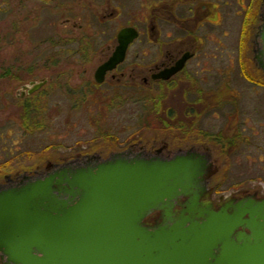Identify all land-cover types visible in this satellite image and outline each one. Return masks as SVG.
I'll return each mask as SVG.
<instances>
[{
    "label": "flooded vegetation",
    "instance_id": "1",
    "mask_svg": "<svg viewBox=\"0 0 264 264\" xmlns=\"http://www.w3.org/2000/svg\"><path fill=\"white\" fill-rule=\"evenodd\" d=\"M39 2L55 48L42 66L55 77L22 85L21 106L40 103L31 98L55 78L52 91L96 95L92 105L121 118L102 125L89 145L13 175L7 145L0 194L110 160L185 157L200 165L201 201L216 211L264 201V0ZM161 219L159 211L147 217ZM0 264H11L2 251Z\"/></svg>",
    "mask_w": 264,
    "mask_h": 264
},
{
    "label": "water",
    "instance_id": "2",
    "mask_svg": "<svg viewBox=\"0 0 264 264\" xmlns=\"http://www.w3.org/2000/svg\"><path fill=\"white\" fill-rule=\"evenodd\" d=\"M200 175L185 157L115 159L10 188L0 251L11 264H264V201L216 211L201 201ZM156 211L161 221L147 220Z\"/></svg>",
    "mask_w": 264,
    "mask_h": 264
},
{
    "label": "rangeland",
    "instance_id": "3",
    "mask_svg": "<svg viewBox=\"0 0 264 264\" xmlns=\"http://www.w3.org/2000/svg\"><path fill=\"white\" fill-rule=\"evenodd\" d=\"M39 5V0H0V164L6 159L8 150L4 149L8 145L10 175L89 145L102 125L121 118L118 110L109 113L106 108L98 110L92 105L91 97L96 95L52 91L56 85L53 78L52 86L31 98L40 103L30 107L36 109V120L28 121L26 126V109L16 98V92L31 80L51 76V71L42 65L55 50L48 40L51 35L45 36L42 29L43 15L48 14ZM251 175L261 179L263 173Z\"/></svg>",
    "mask_w": 264,
    "mask_h": 264
},
{
    "label": "trees",
    "instance_id": "4",
    "mask_svg": "<svg viewBox=\"0 0 264 264\" xmlns=\"http://www.w3.org/2000/svg\"><path fill=\"white\" fill-rule=\"evenodd\" d=\"M32 107V106H31ZM25 109H26V111H25V119L27 120H25L26 122H25V124H26V126H29V122L28 121H32V122H34L35 120H36V117H35V115H33V112L36 110V109H34V108H30L29 106L28 107H24ZM37 123H35L34 125H36ZM40 125L41 124H39L38 125V127H40Z\"/></svg>",
    "mask_w": 264,
    "mask_h": 264
}]
</instances>
